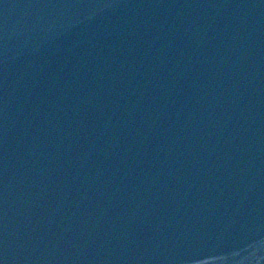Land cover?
Segmentation results:
<instances>
[{
  "label": "water",
  "instance_id": "water-1",
  "mask_svg": "<svg viewBox=\"0 0 264 264\" xmlns=\"http://www.w3.org/2000/svg\"><path fill=\"white\" fill-rule=\"evenodd\" d=\"M0 264H264V0H0Z\"/></svg>",
  "mask_w": 264,
  "mask_h": 264
}]
</instances>
